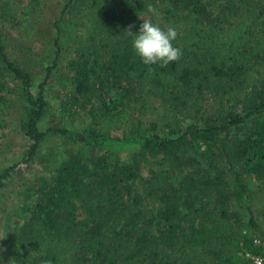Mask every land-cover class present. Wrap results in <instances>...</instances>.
<instances>
[{
    "label": "trees",
    "instance_id": "16d2710c",
    "mask_svg": "<svg viewBox=\"0 0 264 264\" xmlns=\"http://www.w3.org/2000/svg\"><path fill=\"white\" fill-rule=\"evenodd\" d=\"M166 2L160 17L147 12ZM20 11L0 0V22ZM143 14L176 29L178 61L146 66L135 54L124 31L138 33ZM59 23L70 53L58 47ZM55 28L52 65L61 61L68 87L52 131L69 143L49 147L57 164L42 171L32 206L13 213L0 259L247 264L250 238L264 237L251 189L264 193V0H68ZM7 69L28 84L0 39V76ZM28 101L32 162L44 103ZM10 109L0 92V139Z\"/></svg>",
    "mask_w": 264,
    "mask_h": 264
},
{
    "label": "rangeland",
    "instance_id": "374dc122",
    "mask_svg": "<svg viewBox=\"0 0 264 264\" xmlns=\"http://www.w3.org/2000/svg\"><path fill=\"white\" fill-rule=\"evenodd\" d=\"M9 1L22 11L18 12L17 19L0 22V39L11 66L26 75L29 81L25 84V80L16 78L10 69L0 76V92L10 95L11 106L9 125L0 139V176L15 167L0 184V252L4 251L3 240L14 229L13 213L20 205L32 206L37 197L42 171L53 169L57 164L59 158L49 157V147L67 140L52 130L55 127L60 128L58 121L62 114L60 108L64 91L68 87V76L61 61L57 60L54 67L52 64L56 49L54 42L58 36L55 23L68 0ZM166 4L168 5L166 2L159 6V14L164 8H168ZM142 18L148 19L146 14ZM59 27L61 34L58 36V47L64 53L69 49L64 40V25L59 23ZM89 77L94 78L92 74ZM39 94L44 104L42 116L36 125L44 138L33 161L25 162L23 160L31 146V141L22 130L31 111L28 96L36 100ZM66 142L69 143V140ZM128 154L125 151L119 153V156L127 161ZM251 189L255 192L252 210L259 218L264 210V193L261 194L256 188ZM156 212L155 207L153 213ZM261 228L264 232V227ZM0 264H6L2 258Z\"/></svg>",
    "mask_w": 264,
    "mask_h": 264
},
{
    "label": "clouds",
    "instance_id": "9594fccd",
    "mask_svg": "<svg viewBox=\"0 0 264 264\" xmlns=\"http://www.w3.org/2000/svg\"><path fill=\"white\" fill-rule=\"evenodd\" d=\"M147 12L159 17V12L152 4L147 5ZM138 33H133V25L124 31L131 38V46L141 62L146 66L159 65L166 67L171 62L178 61L182 50L175 47L173 41L177 38L174 27L162 28L150 19L142 20ZM151 70V69H150Z\"/></svg>",
    "mask_w": 264,
    "mask_h": 264
},
{
    "label": "built area",
    "instance_id": "2783aa9c",
    "mask_svg": "<svg viewBox=\"0 0 264 264\" xmlns=\"http://www.w3.org/2000/svg\"><path fill=\"white\" fill-rule=\"evenodd\" d=\"M251 251H245L243 257L247 264H264V237L254 236L250 238Z\"/></svg>",
    "mask_w": 264,
    "mask_h": 264
}]
</instances>
